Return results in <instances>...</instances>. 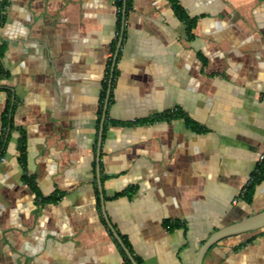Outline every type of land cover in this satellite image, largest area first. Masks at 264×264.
<instances>
[{
    "label": "crops",
    "instance_id": "1",
    "mask_svg": "<svg viewBox=\"0 0 264 264\" xmlns=\"http://www.w3.org/2000/svg\"><path fill=\"white\" fill-rule=\"evenodd\" d=\"M175 2L191 36L170 0H130L120 28L116 0H0V264H124L104 215L141 264H193L213 232L264 210V181L240 197L264 150V0ZM165 111L179 115L133 123ZM246 234L202 264H264V230Z\"/></svg>",
    "mask_w": 264,
    "mask_h": 264
},
{
    "label": "trees",
    "instance_id": "2",
    "mask_svg": "<svg viewBox=\"0 0 264 264\" xmlns=\"http://www.w3.org/2000/svg\"><path fill=\"white\" fill-rule=\"evenodd\" d=\"M172 2V7L174 9V12L176 13V15L178 16V18L180 20H182L187 28L188 34L190 33L191 36V29L194 27L196 20L195 19H191L189 18L184 11L177 5V3L175 2V0H170ZM130 4V0H116V16H117V25L118 28L121 27V25L123 24L124 21V16L127 13V9H128V5ZM123 29V28H122ZM119 32V31H118ZM119 36V33L117 34V37ZM117 39H115L114 41V45L112 47V54H114L115 52V45L117 43ZM113 56V55H112ZM111 64H112V57L108 60L107 65H106V72L104 75V79L102 81V89H101V94H100V100H99V107H98V117H97V128L99 126V122L101 119V113H102V107H103V102H104V98H105V94H106V90H107V85H108V80H109V75H110V69H111ZM1 76H6V73L4 71H0ZM116 75V71L115 68H113L112 71V82L113 79ZM112 82H111V86H112ZM111 99V94L109 95V99H108V103L110 102ZM178 112V111H177ZM177 112L175 111H165L159 115H156L154 117H150L147 119H139V120H135L133 123L134 124H149V123H154L157 122L159 120L171 117V116H176L179 115L177 114ZM106 120H107V112H106V116H105V122H104V126H103V134H104V130H105V126H106ZM113 125L116 126H125V125H129L132 123L129 122H111ZM9 128V130H12V119L10 117V101L8 102L3 114H2V132L0 135V157L3 154V150L5 147V143H6V132L7 129ZM22 133V131H21ZM103 137V135H102ZM19 146L18 149L20 151V160L23 162L24 160V137H23V133L21 134V137L18 141ZM22 181L27 184L30 189L36 194V196H39V192L36 188V185L34 184L33 178L26 175V173H24V175L22 176ZM264 181V162L260 163V164H256L255 170L254 172L251 174L250 179L248 180V182L246 183V185L242 188L241 193H240V197L242 198L243 201H245L247 204H250L252 202V198L255 192V188L261 184ZM62 194H58L56 196H50L45 198L44 200L46 202H51V203H55L58 199L61 198ZM43 200V199H42ZM264 229H261L259 231H262ZM256 237V235H250L243 243H241L240 245L235 246L234 248H240L241 246L251 242L254 238ZM124 242V246L126 248H128V245L125 241ZM117 244V243H116ZM120 254L122 255L123 259H124V264H131L129 262V260L127 259V257L125 256L124 252L121 250V248L117 245ZM129 249V248H128ZM137 264H141L140 261L136 258H134Z\"/></svg>",
    "mask_w": 264,
    "mask_h": 264
},
{
    "label": "water",
    "instance_id": "3",
    "mask_svg": "<svg viewBox=\"0 0 264 264\" xmlns=\"http://www.w3.org/2000/svg\"><path fill=\"white\" fill-rule=\"evenodd\" d=\"M121 44V37L119 38L117 42V46L112 58V64H111V69H110V75H109V80H108V85H107V90L103 102V107H102V113H101V119L99 123V130H98V139H97V150H96V176H97V184H98V190L101 192V185H100V179H99V166H98V161H99V156H100V144H101V139H102V133H103V125H104V120L106 116V110H107V105H108V99H109V94H110V88H111V82H112V71L115 65V60L116 56L118 53V50L120 48ZM101 199V207L103 211V198L102 196L100 197ZM104 215V212H103ZM104 219L106 221V224L108 228L110 229L114 239L117 241L118 245L126 255L127 259L131 264H136L134 259L132 258L131 254L127 250V248L124 246L122 240L120 237L116 234V232L113 230L112 226L109 224L106 216L104 215ZM264 229V210L250 215L236 223H233L231 225H228L226 227H223L221 229H218L217 231L213 232L200 246L198 249L194 262L193 264H202L203 259L206 255V253L218 242H220L223 239L233 237V236H238L246 233H251L255 232L258 230Z\"/></svg>",
    "mask_w": 264,
    "mask_h": 264
},
{
    "label": "built area",
    "instance_id": "4",
    "mask_svg": "<svg viewBox=\"0 0 264 264\" xmlns=\"http://www.w3.org/2000/svg\"><path fill=\"white\" fill-rule=\"evenodd\" d=\"M126 1V0H124ZM264 162V150L259 154L258 158H257V163H263Z\"/></svg>",
    "mask_w": 264,
    "mask_h": 264
},
{
    "label": "rangeland",
    "instance_id": "5",
    "mask_svg": "<svg viewBox=\"0 0 264 264\" xmlns=\"http://www.w3.org/2000/svg\"><path fill=\"white\" fill-rule=\"evenodd\" d=\"M243 235H247V234H243Z\"/></svg>",
    "mask_w": 264,
    "mask_h": 264
}]
</instances>
